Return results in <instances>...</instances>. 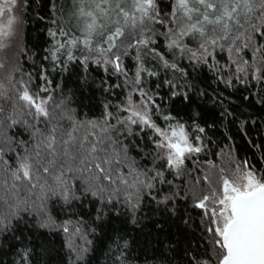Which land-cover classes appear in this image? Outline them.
Returning <instances> with one entry per match:
<instances>
[{"label": "snow or ice", "instance_id": "obj_1", "mask_svg": "<svg viewBox=\"0 0 264 264\" xmlns=\"http://www.w3.org/2000/svg\"><path fill=\"white\" fill-rule=\"evenodd\" d=\"M42 11L0 0V264H264V0Z\"/></svg>", "mask_w": 264, "mask_h": 264}, {"label": "trees", "instance_id": "obj_2", "mask_svg": "<svg viewBox=\"0 0 264 264\" xmlns=\"http://www.w3.org/2000/svg\"><path fill=\"white\" fill-rule=\"evenodd\" d=\"M41 3L43 5V11L41 14H45L47 11V8L49 7L50 0H41ZM42 27H43V25L41 23L35 22L31 19V17H29V22L26 26L25 40H26L28 47L31 48L33 51H37L41 47V45L43 44L44 36L41 32ZM25 67L27 68L28 65L26 64ZM57 79H59V77H57ZM212 86L215 87L216 85L213 84ZM237 87L241 88V92H232V94L230 96H228L227 92L225 93L226 96H228V99L226 100V104H229L231 102H235V104H237V105H241L243 107H246L247 102H242L241 94L243 93V95H247L248 93L243 92L242 86L237 85ZM220 88H223V85H220ZM252 90L255 91L254 88ZM258 107L259 106H257V108ZM209 110L210 111H216V112L219 111L218 109H212L211 106H209ZM248 110H249V112H254L256 109L250 108ZM233 131H235V129ZM251 134L254 138L257 135V133L255 131H253ZM256 142L264 144V138H261V139L257 140ZM237 145L240 148L241 153H243L244 151L250 152V149H248L247 145L241 140V138L239 136H237ZM148 215H149V217L152 216V214L150 212L148 213ZM141 216H143V212L141 213ZM160 222H162V221L156 220L154 218L143 219L141 229H134L132 226L128 227L129 235L134 236L138 240V242H140L144 247L148 246L149 241H151V243L153 245H155L158 236L160 238H163L165 236L166 232L168 234H171L173 232V228L169 227L167 222H164L165 223V231H160L158 233L156 228H155V224L160 223Z\"/></svg>", "mask_w": 264, "mask_h": 264}]
</instances>
